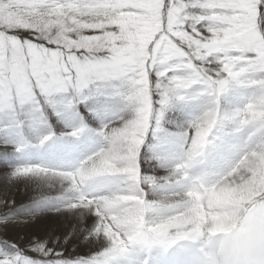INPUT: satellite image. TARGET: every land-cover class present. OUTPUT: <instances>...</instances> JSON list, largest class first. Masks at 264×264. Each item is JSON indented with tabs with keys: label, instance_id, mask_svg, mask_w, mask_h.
<instances>
[{
	"label": "snow or ice",
	"instance_id": "obj_1",
	"mask_svg": "<svg viewBox=\"0 0 264 264\" xmlns=\"http://www.w3.org/2000/svg\"><path fill=\"white\" fill-rule=\"evenodd\" d=\"M242 203L264 209V0H0V264H207Z\"/></svg>",
	"mask_w": 264,
	"mask_h": 264
},
{
	"label": "clouds",
	"instance_id": "obj_2",
	"mask_svg": "<svg viewBox=\"0 0 264 264\" xmlns=\"http://www.w3.org/2000/svg\"><path fill=\"white\" fill-rule=\"evenodd\" d=\"M97 21L95 16L87 19L89 23ZM78 29L79 25L68 31L79 39ZM246 175V171L238 173L232 183H238ZM206 258L207 264H264V209L245 210L242 203L233 216L230 231L213 234V241L206 248Z\"/></svg>",
	"mask_w": 264,
	"mask_h": 264
},
{
	"label": "bare ground",
	"instance_id": "obj_3",
	"mask_svg": "<svg viewBox=\"0 0 264 264\" xmlns=\"http://www.w3.org/2000/svg\"><path fill=\"white\" fill-rule=\"evenodd\" d=\"M238 194H240L241 196L237 197L236 195H238ZM255 195H258V193L254 192L253 187L251 185H245V186L238 187V188H225V189L215 193L212 198L217 203H226V202L232 201L234 199L240 200V201H243L244 203H246V202H249V198H254ZM48 215L51 216L52 214L50 213ZM48 215H45V217L42 218L41 220H43L47 223L46 217ZM232 220H233V217L218 214L215 217L214 231L230 230L231 226H232ZM36 225L37 224H35V226ZM40 225L44 226L45 223L41 222ZM38 229L39 228H37V226H36L33 230H38ZM20 232H23V231H20ZM19 233L16 236L17 242H19L20 244H23L24 241L27 239V237L21 238ZM69 250H70V248H69Z\"/></svg>",
	"mask_w": 264,
	"mask_h": 264
},
{
	"label": "rangeland",
	"instance_id": "obj_4",
	"mask_svg": "<svg viewBox=\"0 0 264 264\" xmlns=\"http://www.w3.org/2000/svg\"><path fill=\"white\" fill-rule=\"evenodd\" d=\"M236 196H237V197H239V196H241V195H240V194H238V195H236ZM48 214H50V213H48ZM48 214H46V215H48ZM49 216H50V215H48V216L46 217V220H47V222H48V217H49ZM41 222L46 224V222H45V221H43V220H40V221H39V223H37V225H36V226H37V228H39V229L43 227V226H41V225H40V223H41ZM36 226H35V225H33V229H34ZM19 235L21 236V238L27 237V235H26V233H25V232H20V233H19Z\"/></svg>",
	"mask_w": 264,
	"mask_h": 264
}]
</instances>
